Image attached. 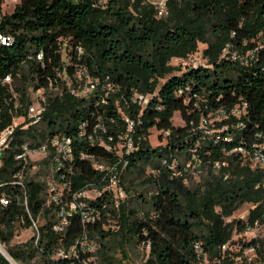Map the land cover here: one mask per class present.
Listing matches in <instances>:
<instances>
[{
	"label": "trees",
	"instance_id": "trees-1",
	"mask_svg": "<svg viewBox=\"0 0 264 264\" xmlns=\"http://www.w3.org/2000/svg\"><path fill=\"white\" fill-rule=\"evenodd\" d=\"M2 3L0 31L13 43L0 46V130L13 116L26 114L31 88L53 87L59 94L50 98L41 127L17 132L4 155L1 181L12 179L18 166L14 155L24 141L43 142L59 133L76 136L79 123L92 112L103 116L110 132H128L125 117L135 123L125 181L136 195L116 216L120 230H107L105 219L85 230L75 219L65 233L56 232L52 208L43 197L45 185L32 179L27 182L29 205L34 217H44L38 247L33 238L13 244L19 226L29 228L31 221L17 202L0 203V241L16 262L32 264L38 258L40 264H63L55 259L58 249H68L85 231L99 246L94 253L98 264H123L110 243L119 237L138 246L150 244L145 264H247L251 245L264 260V239L244 234L247 225L264 223V172L251 167L249 155L264 146V0H168L164 17L149 0H19L11 14L2 12ZM200 44L206 45L207 63L185 62ZM78 47L85 53L79 55ZM249 51L250 60H244ZM174 59L183 63L175 66ZM76 67L97 82L89 99L70 94L58 76L66 70L74 81ZM7 75L18 79L13 85L18 97L2 82ZM136 94L147 96L148 103L135 102ZM244 105V113H233ZM177 113L184 126L174 125ZM210 115L220 119L215 126L205 125ZM154 128L165 145L150 144ZM76 141L98 160L115 161L113 153ZM240 146L250 153L234 151ZM193 154L211 170L217 161L228 164L193 186L172 178L161 164L179 157L188 161ZM150 168L157 174L148 173ZM81 171V180L97 181L90 162H83ZM149 187L154 189L151 199L145 194ZM246 204L252 205L246 220L228 221ZM0 264L11 263L0 253Z\"/></svg>",
	"mask_w": 264,
	"mask_h": 264
},
{
	"label": "built area",
	"instance_id": "built-area-1",
	"mask_svg": "<svg viewBox=\"0 0 264 264\" xmlns=\"http://www.w3.org/2000/svg\"><path fill=\"white\" fill-rule=\"evenodd\" d=\"M167 2L168 0H161L159 3H153L158 10L159 17H164ZM11 3L13 8L6 13L5 9ZM18 3L19 0H3L2 12L4 14L13 13ZM11 43H13L12 36L5 35L0 31V46ZM77 51L79 55L85 53L82 47H78ZM249 52L245 59L247 61L250 60L249 56L253 54V51ZM38 58H43L42 52H40ZM66 62L68 61L66 60ZM85 71L83 72L82 69L76 67L74 70V81L66 70L63 73L59 72L58 76L66 84L70 94L79 98L89 99L97 87V82H94L87 70ZM12 79L11 75H7L2 82L3 84L8 83L14 97H18V92L10 85ZM75 83L78 88H74L73 84ZM52 90L58 92L53 87L49 90L44 87L31 88L32 99L27 107L26 114L13 116L11 123L0 130V176L4 166V155L15 141L17 132L19 130H27L33 126L41 127L45 113L48 110L50 98L53 96V94H48V92ZM105 95H108V93ZM102 101L106 102V98H103ZM134 101L144 106L149 99L142 94H136ZM245 108L246 105L243 106V109H235L233 113H244ZM125 121L128 124V132H123L119 129L116 132H110L109 124L103 121V116L99 112H92L91 117H87L79 123L76 136L59 133L48 137L43 142L32 143L24 141L20 145L19 151L14 155L18 166L12 174V179L1 181L0 178V203L5 207L13 202L23 206L31 221L29 228L33 230L32 238L36 247L39 246L41 239V224L39 225L38 217L33 216L29 205L27 182L32 179L44 183L43 197L45 198V205L52 208V227L53 230L59 233H65L75 219L80 221L85 230L89 225L104 219L108 222L112 215L119 213L124 205H128L130 193L127 190L125 179L129 161L126 159V155H129L135 149L134 138L130 133L135 123L129 117H125ZM110 122H115L114 117L110 118ZM81 139L89 144L101 147L106 152L113 153L115 161L98 160L95 154L86 151L83 146L77 143L76 140ZM234 151H239L244 155L250 153L243 146L236 147ZM249 155L251 167L260 168L264 172V146H258ZM83 162H90L97 172V181L80 179ZM161 164L171 171L172 178H184L187 183L190 172L195 173L201 166L204 167L202 160L195 154L188 161L179 157V159H174L171 162L168 159H164ZM227 164V161H217L214 163V169L219 171ZM148 173L157 174L156 170L152 168L148 170ZM6 186L11 188V191H8ZM25 221V218H22L21 224H24ZM262 225L264 223L257 220L253 226H246L244 234L249 238H258L259 236L255 230ZM0 246L5 249V251L0 249V253L11 264H19L9 254L6 245L1 241ZM226 247L223 246V248ZM97 248H99L98 244L85 231L83 236L68 249L59 248L55 259L61 260L63 264H77L76 262L80 264H98L94 255L97 252ZM146 248L150 251V244ZM195 248L199 256L202 257V247L196 244ZM80 251H82L84 256H91L89 258L82 257ZM257 260H259L257 249L251 245L245 252V261L247 264H252ZM262 263H264V260H262ZM202 264H208V261L205 260Z\"/></svg>",
	"mask_w": 264,
	"mask_h": 264
},
{
	"label": "rangeland",
	"instance_id": "rangeland-1",
	"mask_svg": "<svg viewBox=\"0 0 264 264\" xmlns=\"http://www.w3.org/2000/svg\"><path fill=\"white\" fill-rule=\"evenodd\" d=\"M161 0H149L150 3H159ZM13 8V4H8V6L6 7L5 11L10 12ZM168 14L167 9L166 12L164 14V16H166ZM206 48V45L200 44L199 46V52L193 54L192 56H190V58H188L185 62L187 63H192L194 65H199L201 63H207V60L204 59L203 57V49ZM250 52H248L246 55H249ZM243 59L245 60L246 57H243ZM183 62L180 61L179 59H174L172 61V64L175 66H179L181 65ZM18 79H12L10 82V85H14V83L17 81ZM8 85V83H7ZM58 92L56 90H52L49 91L48 94H57ZM19 96V94H18ZM32 99V93H31V89H30V102ZM208 124L206 123L205 125L208 126H215L217 121H220L219 118L215 117L214 115H210V117L208 118ZM173 123L175 126H184L185 123L184 121L181 119L180 114H176L174 119H173ZM160 133L161 131L158 130L157 128L152 129V135L150 137V144L153 147H158L161 144L165 145L166 141L162 140L160 137ZM192 170V169H191ZM214 173H218V170L215 169H210L209 166H204V167H200L198 169L197 172L195 173H191L188 176V184L193 186L196 185L198 183H201L202 181L206 180L210 175L214 174ZM139 182V181H138ZM127 184V182H126ZM128 185V184H127ZM140 188L142 191L146 190L145 187H138ZM148 189H150L149 192L145 191L146 197L148 199H151L152 195L154 194V189L152 187H149ZM135 190L131 191L130 193V197L131 196H135ZM252 208L251 204H246L244 206H242L231 218H228V221H234V220H240V219H247L248 215H249V211ZM120 214L119 213H115L114 215H112L109 219V221L107 222V226L106 229L111 230V231H119L120 230V225L118 224V218L116 216H118ZM39 219V225L42 224L44 222V217L43 215H40L38 217ZM255 232L257 233V235L261 238L264 239V225H262L261 227H257ZM18 237H16L14 239V243H24L29 241L32 237H33V230L31 228H25L24 226H19L18 229ZM111 242V246H112V254L115 255V258L120 260L123 264H145L149 258V250L144 247L143 245H135L126 241H123L120 237L113 241L112 239L110 240ZM99 248H97L96 250H98ZM95 250V251H96ZM38 258L37 260H34L32 262V264H40L38 262ZM252 264H264L262 263V260H257L254 261Z\"/></svg>",
	"mask_w": 264,
	"mask_h": 264
},
{
	"label": "bare ground",
	"instance_id": "bare-ground-1",
	"mask_svg": "<svg viewBox=\"0 0 264 264\" xmlns=\"http://www.w3.org/2000/svg\"><path fill=\"white\" fill-rule=\"evenodd\" d=\"M0 249H1L2 251H5V249H4L3 247H1V246H0ZM14 264H15V263H14Z\"/></svg>",
	"mask_w": 264,
	"mask_h": 264
}]
</instances>
